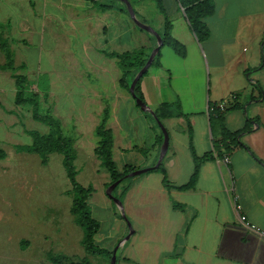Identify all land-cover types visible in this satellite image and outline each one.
Here are the masks:
<instances>
[{
  "label": "crops",
  "instance_id": "0c3cea01",
  "mask_svg": "<svg viewBox=\"0 0 264 264\" xmlns=\"http://www.w3.org/2000/svg\"><path fill=\"white\" fill-rule=\"evenodd\" d=\"M129 1L136 17L161 38L168 20L171 36L185 54L163 43L158 62L140 79L144 102L160 114L158 120L169 134L160 166L154 165L163 144L161 129L150 127V135L139 141L134 132L136 143L127 136L119 141L120 151L132 156L121 170H150L127 180L119 191L120 210L133 233L123 241L130 233L126 223L125 236L113 246L120 250L116 264H264V0H213L215 11L204 18L209 37L203 42L179 0ZM43 5L44 10H81L73 20L81 33L96 36L92 49L107 59L111 57L105 52H132L134 40L145 51L157 45L155 36L139 27L118 0H43ZM5 6L0 0V15ZM4 23L11 25L8 18H0ZM111 45L121 52L109 50ZM233 96V107L221 120L214 119L211 107ZM105 110L110 119V109ZM115 119V126H107L113 135L112 153L117 146L113 127L119 126ZM126 119L130 125L135 121ZM243 130L225 162L224 147L219 154L215 143L224 139V132Z\"/></svg>",
  "mask_w": 264,
  "mask_h": 264
},
{
  "label": "rangeland",
  "instance_id": "374dc122",
  "mask_svg": "<svg viewBox=\"0 0 264 264\" xmlns=\"http://www.w3.org/2000/svg\"><path fill=\"white\" fill-rule=\"evenodd\" d=\"M29 1L5 0L0 15L11 21V25L0 26V39L7 40L11 52L9 65L0 47V150L5 153L0 158V264H53L52 258L59 256L73 263L86 259L89 264H110L107 256L89 254L83 246L84 230L72 212V187L62 155L43 157L20 149L31 143L27 131L46 133L48 128L33 119L31 105L16 104L13 74L26 78L27 95L38 100L39 112H51L60 119L65 134L72 139L77 181L85 188L92 187L88 205L101 228L95 238L106 250L118 246L113 247L125 236L123 229L129 221L106 194L112 184L108 185L109 174L94 154L96 128L103 112L106 107L111 111L106 126H115V117L119 119L118 129L113 127L117 142L113 160L119 173L124 172L121 166L126 158H132L118 147L122 136L136 143L150 135V127L160 128L121 85L124 70L119 58L105 52L112 58L107 59L94 51L96 36L81 33L77 19L73 20L81 10H44L43 0H31L33 6ZM131 46L132 53L148 61L152 49L143 50L135 40ZM108 49L121 52L112 45ZM131 116L135 118L132 125L126 122ZM132 178L121 181L119 189ZM114 193L123 199L119 191ZM66 262L63 260V264Z\"/></svg>",
  "mask_w": 264,
  "mask_h": 264
},
{
  "label": "trees",
  "instance_id": "16d2710c",
  "mask_svg": "<svg viewBox=\"0 0 264 264\" xmlns=\"http://www.w3.org/2000/svg\"><path fill=\"white\" fill-rule=\"evenodd\" d=\"M181 6L184 8L186 17L190 23L191 29L196 35L199 42L205 41L209 37V29L204 22V18L210 16L215 11V4L213 0H179ZM124 11L127 12L124 6ZM128 14V12H127ZM2 26V24H0ZM164 45H170L175 49L181 56L185 54L184 48L175 41L171 36V26L168 20H166L164 35H163ZM0 47L3 49L5 55L8 57L9 65L11 62V52L8 47L7 40L0 39ZM113 57L119 58V65L124 70L123 77L121 79V85L130 91L131 83L136 76V74L144 67L147 60H141L138 57V53H122V54H112ZM159 54L156 55L153 64L158 62ZM152 64V65H153ZM8 66V65H7ZM16 80L17 94L15 102L17 105H22L24 103L32 106L33 119L45 125L48 128V132L41 133L39 131L29 130L28 135L31 137V143L23 145L20 147L21 150L30 153L38 154L40 156L46 157L52 154L62 155V163L65 168L67 177L71 183V193L73 195L72 199V212L78 216V221L84 230L83 246L87 253L89 254H103L107 256L110 260L114 254V251H109L101 248L95 243V236L100 229V223L95 218H93L88 205V199L92 193V188H85L77 181V171L75 166L76 152L74 149L73 141L64 132L62 123L60 119L54 116L51 112L47 114H41L39 112V102L35 97L27 95L26 89V78L22 75L13 74ZM140 80L138 81L135 89L137 98L144 102L143 96L140 93L139 88ZM138 106V105H137ZM165 107L170 108V105H165ZM235 107V106H234ZM157 118L161 120V116L158 112L155 113ZM214 119L221 120L224 114L218 112H211ZM108 119V110L104 111L101 123L96 128V136L98 138L97 146L95 148V154L101 161V165L109 173L111 178V184L124 180L126 175L134 172L135 169L127 167L124 169L123 173H119L118 168L113 160V135L109 128H107L106 123ZM247 130H243L240 133L231 135L224 132V139L221 142L215 143V149L219 153L220 148L223 146L225 152L224 156H227L230 152L234 150L239 144L237 143L238 136ZM161 143L163 142V135L160 136ZM222 154V153H219ZM222 155V156H223ZM5 153L0 150V158H4ZM161 168V167H160ZM197 168H195V173L193 179L196 177ZM119 186L112 192L114 197L120 199L118 195H115V191H120ZM121 200V199H120ZM63 260H67V264H89L86 259H80L78 262H74L68 257L59 256L52 258L53 264H63ZM111 264V263H110Z\"/></svg>",
  "mask_w": 264,
  "mask_h": 264
},
{
  "label": "water",
  "instance_id": "95a60500",
  "mask_svg": "<svg viewBox=\"0 0 264 264\" xmlns=\"http://www.w3.org/2000/svg\"><path fill=\"white\" fill-rule=\"evenodd\" d=\"M118 1H120L123 5H125V7L127 8L129 16L131 17V19L138 26L141 27L142 29H144L145 31L153 34L155 36L156 40H157V45L152 50V53H151L148 61L146 62L144 67L134 77V79H133V81L131 83V86H130V93H131V96L133 97V99H135L136 104L140 107V109L142 111H144V112L150 113L158 121L159 127H160V129H161V131L163 133V138H164L163 139V144H162V147H161V150H160V155H159L158 162L155 165V168H158L160 166V164H161V162L163 160V157H164L165 153L167 152V149H168V146H169V134H168L165 126L158 120L156 114L152 111V109L145 102H143L141 99L137 98L136 93H135V89H136V85H137L138 81L143 77V75L148 71V69L153 64L157 53L160 51V49H161V47L163 45V40H162L161 36L157 32H155V30L152 27L142 23L136 17L134 9H133V6L131 5L129 0H118ZM149 170L150 169L137 170V171L131 172L126 177L127 178L128 177H135V176L143 174V173H145V172H147ZM121 181L122 180H119V181L113 183L108 189V195L119 205L120 209H122V203H121V201L118 198H116V197H114L112 195V192L121 183ZM129 227H130V233L124 238L123 241H127L130 238L131 234L133 233V229L131 228V225H129ZM117 250H118V247L114 250V254H113L112 258H111V264H116L117 263V256H116Z\"/></svg>",
  "mask_w": 264,
  "mask_h": 264
},
{
  "label": "built area",
  "instance_id": "2783aa9c",
  "mask_svg": "<svg viewBox=\"0 0 264 264\" xmlns=\"http://www.w3.org/2000/svg\"><path fill=\"white\" fill-rule=\"evenodd\" d=\"M235 101H236V97L233 96L230 101H222V102L214 105L213 107H211L210 111L211 112H218L220 114H224L229 109H231L233 107V104H234ZM229 159H230L229 155H227V156L224 157V161L225 162H229ZM238 208L241 209V206L239 205ZM241 220L243 222H246V217L245 216H242L241 217Z\"/></svg>",
  "mask_w": 264,
  "mask_h": 264
}]
</instances>
